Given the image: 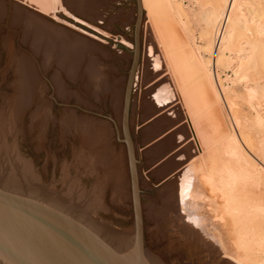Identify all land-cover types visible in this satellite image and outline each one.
Listing matches in <instances>:
<instances>
[{
	"label": "bare ground",
	"instance_id": "obj_1",
	"mask_svg": "<svg viewBox=\"0 0 264 264\" xmlns=\"http://www.w3.org/2000/svg\"><path fill=\"white\" fill-rule=\"evenodd\" d=\"M174 1L140 0L142 10L145 11V17L149 22L146 25L150 24L149 26H151V32L149 31L151 35H148L149 40H147L146 70L149 75V73L153 74L157 67L161 68L162 66L164 68L162 70L169 73L170 82H172L169 88L163 87V89L149 92L147 99L156 102L153 104L155 107L157 106L156 109L163 108L168 102L178 101L176 103L179 110L174 111L175 114L174 112L171 113L170 110L169 113L171 114H168L166 119L172 116L174 119H167V121L172 120L173 122L176 118L175 115H179L176 120L179 119L180 122L182 120L184 122L174 140L178 147L185 146L182 147L184 149L181 156L185 160L196 155L199 158L196 156L194 161L191 158L193 162L191 161V164L187 165L186 170L178 180L168 184L169 186L162 196V206L149 205L147 206L148 211L143 213V204L140 203L142 227L144 218L151 221L154 224V228L151 230L152 236L159 242L164 240L167 243L162 252L179 250L180 255L186 257L189 264H260V260H264V164L260 163L259 160L262 155L259 157L254 149L258 146L264 150V85L260 93L261 85L259 87L256 83L258 81L255 79H257L256 76L264 77V0H199L201 9L199 15L205 25V35L211 31L212 34L214 33L215 39L219 37V39L217 38L219 40L217 49H220L221 53L226 50L237 49L238 53L229 58L230 63H233L232 71L234 70V74H239L240 81L250 79L256 83V86H253L254 84H251L252 86L243 85L248 93L249 108L255 114L254 119H250L246 115L240 117L241 114L238 116L240 112L237 114V111L233 110L230 100L227 101L226 98L222 97L225 105L228 103L226 108L229 111H226L230 113L229 115L226 114L230 118L228 129L222 119L215 118L216 116L212 113L213 111L216 113L214 108L217 105L213 103L216 99H212V89L210 88L212 95L207 92L209 91L206 88L208 82L202 81L203 83L207 82L205 88L201 81L203 86L199 83L200 87H196L199 85L196 83L198 78L192 74L193 77H190L188 73V63L184 51L189 46L186 48V43L185 46L178 45L184 39L183 34L181 36L177 33L178 31L175 30L177 27L173 26V24L176 25L173 23L175 22V14L178 15L176 16L179 17L180 21L187 15L182 4ZM10 2L8 0L7 3L12 4ZM63 3L69 10L71 9L96 21L102 19L103 9L109 6L108 0H63ZM15 9V14L21 17V21L18 20V22L24 24V42L30 44L38 56L43 55L44 74L49 69L53 70L56 65L69 79L74 82L81 81L87 92L96 101L104 103L107 98H110L115 119L120 122L125 84L123 85L120 78L118 80L117 77L112 76L113 69L110 66L105 65L100 57H95L97 53L102 56H110L106 51L107 49H103V46L97 42L98 40H91L68 29L47 24L44 16L39 13H30L19 6ZM2 14L3 6L0 5V16ZM176 20L178 21V18ZM75 21L83 24L79 20ZM174 32L176 35L179 34L177 36L182 41H179L176 36L178 39L176 40L179 42L174 40L172 35ZM211 38L213 39V37ZM121 43L125 44L124 41ZM155 45L160 54H157L158 50L155 49ZM5 46L8 51L12 49L10 48L9 37L5 41ZM184 48L185 50L182 51L181 49ZM178 50H181L183 54H180ZM218 58L219 56H216V59ZM12 63H14L13 69L17 74V80L15 82L14 79L15 84L10 85V88L14 90H12L13 95L6 94L1 97L0 132L10 131L14 137L18 132L22 134L21 117L25 112L35 107L30 115L28 132L31 134L37 132V135L36 133L33 134L36 135L34 141H36L37 150L42 148L49 129L58 126L59 138L63 144H67L66 141L68 142L69 139L77 144L76 149L74 147L75 150L72 149V160L79 167L80 170H78L83 179L97 180L105 191V197L109 195L107 197H110V201L114 205L120 206L126 198L131 201L128 162L127 177L121 156L125 152L122 151L123 154H120L112 146L110 124L97 121L98 118L96 117L94 120L87 116H78L75 111H70L69 107V110L63 111V115L61 113L60 118L52 116L50 102L43 96L45 84L43 85L39 78V66L31 63V59L28 57L22 56L20 58L19 55ZM197 75L200 80L202 75L200 76L199 71ZM195 80L196 82H194ZM193 82L196 84L195 86ZM51 83L53 85L52 90L57 91L64 104H68L70 98L74 97L78 104L82 103L85 107H90V103L85 102L79 96L80 94L69 92L68 86L62 81L59 70L54 71ZM260 96L262 99L258 102L257 98ZM199 99L202 102L203 100L207 101V104L201 105ZM233 99H237V97L235 96ZM238 101L240 102L239 98ZM212 103L216 106H210ZM207 110L211 112L209 113ZM205 111L209 114L207 115ZM212 128H214V132L213 130L210 132ZM16 131L17 133L14 134ZM220 139H225V143ZM217 141L223 142L224 146L226 145V148L222 149L225 150L226 158L220 163L213 160L208 161L215 151L210 150L212 154L207 151L208 154L206 155L204 152L205 155H203V151L207 147L210 148L209 146L217 144ZM162 143L165 144L166 142ZM220 144L222 145V143ZM64 148L66 149L65 146ZM205 157L208 159L205 160ZM177 160L179 161V158ZM69 164L64 163L62 170ZM259 164L261 165L260 168ZM75 167L73 168L76 170ZM103 211H106L105 203ZM159 259L163 262L162 258Z\"/></svg>",
	"mask_w": 264,
	"mask_h": 264
},
{
	"label": "rangeland",
	"instance_id": "obj_2",
	"mask_svg": "<svg viewBox=\"0 0 264 264\" xmlns=\"http://www.w3.org/2000/svg\"><path fill=\"white\" fill-rule=\"evenodd\" d=\"M7 1L8 0H2V1L0 0V5L3 6V14L0 16V104L2 103V99H1L2 95H6V94L9 96L13 95L14 90L10 88V85L15 84L17 80V77H16L17 74L14 72L15 71L13 69L14 63L12 62H14L15 58L18 55L20 58L22 56L28 57V59H31V63L37 65V67L39 66L40 72L38 75H39V78L41 79L42 84L43 85L45 84L43 96L46 100H48V102H50L49 104H50V110H51L52 116L56 118H60L64 113L63 111L69 110L68 109L69 107L70 111L72 110L75 111L78 116L79 115L81 117L87 116L92 119L96 117L98 118L97 121L105 122L108 125L110 124L109 126L112 132L111 133L112 146L116 149V151L118 150L117 152H120V154H123L125 152V154L121 156L124 162L123 167L125 168L126 176L128 177L127 161H126L127 155H126V151H124L126 149V146L123 142L124 139H123V134L121 133V126H119L121 124H119L120 122L117 121V119H115L116 117L111 108L110 98H107L104 101V103L96 101L93 98V96L87 92L85 86L83 85L81 81L74 82L73 80L69 79L66 76V74H64V72L56 65L54 66L53 70L49 69L44 74V71H43L44 69L42 67L43 55L41 54L40 56H38L35 53L36 51L31 47V45L30 44L28 45L27 43L24 42V38H23L25 37L24 28H23L24 24L22 25L21 23H19L21 21L20 20L21 17H18L15 14V11H16L15 8L19 6L23 8L24 10L29 11L30 13L31 12L39 13L40 15L44 16L45 22L47 24L68 29L70 31L77 33L78 35L90 38L91 40H95V41L98 40L97 42H99L100 45L103 46V49L105 50L107 49L106 51L107 53L110 54V56H102L101 54L97 53L95 57L96 56L100 57L101 61L105 65L110 66L113 69L112 76L117 77L118 80L120 78V80L122 81L124 85L126 84L129 71H130V67H131V63H132V59H133L134 26H135V21L137 17L136 0H108L109 6L103 9L102 19L100 21H96L90 18L88 19L71 9L69 10V8L66 7V5H64L63 0H10L12 2L11 5L13 7L12 6L10 7V4H8ZM174 2L181 3L187 15L186 18H182L183 20L185 19L184 21L183 20L180 21L179 17H177L178 15L175 14V17H174L175 22H173V23H176V25L173 24V26L178 28V29L175 28V30L178 31L177 33H179L180 35L183 34V36L182 35L181 36L184 38L182 39L184 42L181 40V38L179 39L178 37L179 34H177L178 35L177 36L176 33L174 32L172 33V35L176 42L178 39L179 41L180 40L182 41V43H179L178 45L182 44L183 46H185V43H186L187 44L186 48L189 46L187 49L188 52H186L187 50L184 51L185 48L181 50L184 51V56L188 63L187 70H188L190 77L195 76L196 78H198L197 82L196 80L194 81L197 84L199 83L201 84L202 81H207L208 85L206 86V88H208L209 90L207 92H210L208 94H211V89H212V93H213L212 99L213 100L216 99L215 101L217 102L216 103L215 101H213V103L216 104L217 107L219 108L217 110L216 109L217 107H215L216 105L214 106L213 103L210 104V106L215 107L214 110H216L215 111L216 113H214V111L212 112L216 116L215 118H218V119L221 118L226 128L227 129L229 128L230 118H228V115L230 113L227 112L229 110L228 108H226L227 107L226 105L228 103H226L225 105L224 101L222 100V97H224L226 98L227 101L230 100L233 106L235 105L234 107L232 106V108L233 110L237 111V114L240 112L238 116L241 114L240 117L242 115L245 117L246 115L247 117L249 116L250 119H254L253 116H255V114L249 108V105L247 103L248 93L244 89L245 86L243 85L254 84L253 86H256V83H257L259 87L261 85V87L259 88V92L261 93L263 85H264V77L256 76L257 79H255V81L256 80L258 81L256 83H254V81L250 79L245 80V81L243 80L240 81L239 74L238 73L234 74V70L232 71L233 63L232 62L230 63V60H229V58H231L236 53H238L237 49L230 50V51L226 50V51H223L224 53L223 52L221 53L220 49H217V46H218L217 42L219 41L218 40L219 37H217L218 39L217 38L215 39L213 36L214 33L212 34L211 31L210 33H208V35H205V32H204L205 25L202 21V17L199 15L201 12L199 0H175ZM60 4L62 7L60 6ZM176 17L178 18V21L176 20L177 19ZM75 20H79L80 22H83V24L78 23ZM147 21L148 19L145 17V11L142 10V19H141V24H140V55H139V62H138L136 72H135L133 89H132V94H131V103H130V109H129V115H128L129 134L133 142L134 151H135L136 168H137L138 183H139V199H140V203L143 204L142 205V209L144 208L143 213L144 212L146 213L148 211L147 206L149 205L155 204L157 207L163 205L162 196L166 192L168 186L170 185L169 183L171 182L173 183L177 181L180 175L186 170L187 165L191 164V161H192L191 158H193V161H194L197 156L196 155V156L189 157L190 158L189 160L188 159L185 160L181 156L182 154L181 152L184 149L182 147H185V146L178 147V145L176 144L174 140L176 138V135L179 132L180 126H182L184 122L183 120L181 122L179 121V119L176 120L177 117H179V115L178 114L175 115L176 118H175V121L173 122L172 120L174 118L171 115H170L172 118L171 121H167V119H171V118L166 119L168 114H171L176 110H179V106L177 104L178 101L168 102L163 108L156 109L157 106L155 107V105H153L156 102L154 100L150 99L151 100L150 101L149 99H147L148 93L152 92V90L154 91V90L161 89V88L163 89V87L169 88L171 86L170 84L172 83L170 82L171 78H170L169 73H167L165 70H162L163 68L162 66L161 68L157 67V69H155L156 71L153 72V74L149 73L148 75V71L146 70L147 68L146 52H147V43H148L147 40H149L148 35H151L150 34L151 26H149L150 24L146 25L147 23H149ZM179 30L181 31V33ZM93 36L95 37V39ZM204 36H205V39H204ZM209 36L213 37L214 40ZM8 37L10 38V48H12L11 49L12 51L11 50L8 51L5 46V41H7ZM206 40H208L209 43ZM120 41L121 42L124 41L125 44L121 43ZM155 47H156L155 49L158 50L156 45ZM181 50L180 51L178 50V51L180 52V54H183ZM217 50L219 53L217 52ZM158 53L160 54L159 50L157 51V54ZM13 56H14V59H13ZM216 56L217 57L219 56V58L216 59ZM196 68H199V69H196ZM55 70H59L61 72L62 81H64V83L68 86L69 92H71V94L72 93H77L78 95L80 94L79 96H81V98L85 102L90 103V107H85V105L84 104L82 105V103L78 104L74 97L70 98V101L68 102V104H64L61 101V98L59 97V94H57V91L52 90L53 85L51 81H52V76ZM196 70L199 71L200 76L202 75L200 77V80H199V77H197L198 71ZM165 74L167 77L165 76ZM191 74L193 76H191ZM14 79H15V82H14ZM207 82L205 83L202 82L204 84V88ZM200 84L196 85L194 83L193 85L194 86L196 85V87L197 86L200 87ZM203 84H201V86H203ZM241 86H242V89H241ZM218 87L220 88V90H218L219 89ZM235 96L237 97V99H233V97L235 98ZM122 98H123V94H122ZM238 98L241 103L238 101ZM261 99H262V96H260V98H257L258 102ZM201 102L202 101H200V104L203 106L207 104V101L203 100V102H205L204 104H202L203 102L202 103ZM132 103H133V106H131ZM238 103H239V106H238ZM150 106L154 110L151 109ZM173 107L174 109L175 108L177 109L174 110ZM207 107L205 108L207 109ZM209 109L211 108L209 107ZM34 110H35V107L32 108V110L25 112L23 116L21 117L22 120L20 121H22L21 127H23L22 129L23 135L19 132L17 133L16 131L14 133V134L17 133L15 137L13 134L12 136L17 141V143L20 145V147L23 149V151L28 156L32 164L35 166L37 171L40 173L43 181L47 183L49 181L56 179L61 173L62 165L64 163L66 164L70 163L69 166L67 167L69 169L71 168L70 170L73 172L76 178L82 177L81 179H83V176L80 174L79 167L76 165L75 161L72 160L73 158L72 149H74L77 146V144L76 142L71 141L70 139L68 140V142L66 141L67 144H63L59 138L60 131H59L58 126L51 127L49 129V131L46 133L45 140L43 141L42 148H39L38 149L39 151L37 150V146H35L36 141H34V139L36 138L35 136L37 135V132L36 131L32 132V134L28 132L29 124H30V115H31V112H33ZM160 110L162 111V113ZM207 111L205 112L208 115L212 111V109L210 112L208 111L209 113ZM247 113L248 114L251 113V114L248 115ZM217 114H218V117H217ZM214 115L212 118L213 120H214ZM213 120L211 121L213 122ZM166 122L167 123L169 122V124H167ZM212 130L214 132V128H212L210 132H212ZM34 133H36V135H33ZM220 140L224 141L225 143V139H220ZM69 141L74 145L72 146L71 143L70 145ZM162 142L164 143L166 142V143L163 144ZM217 142H216L217 144L209 146L210 148L212 147V149L207 147V149L203 151V155L205 154L207 155L210 150L213 152L215 151L213 154L210 151V153L213 156L211 155L208 161L213 160L214 162L220 163L222 162V160H224V158H226V153L224 154L225 150L224 151L222 150L226 148V145L224 146L223 142H219V141ZM220 143H222V145ZM64 146L66 147L67 150L64 148ZM258 148H259L258 146L255 147L254 151L259 157L261 155L263 156V157L261 156L259 160H260V163L264 164L263 162L264 150L260 148L258 149ZM161 155L162 156L164 155V156L162 157ZM175 157L176 158L178 157L179 161L177 160L178 158L176 159ZM197 157L199 158V156ZM180 158H182L185 161H183ZM207 159L208 157L207 158L205 157V160ZM258 166L260 168L261 165L259 164ZM73 167H75L76 170ZM75 171H77V173H75ZM85 180H88V179H85ZM107 196L109 195H106V197L104 198L106 211H103L102 216L113 222L119 223L121 225L130 226L131 224H133L134 223L133 209H132V203L130 199H127V198L124 199V202L120 206H117V205L112 204L110 201V197H107ZM143 227L145 230L146 244H147L148 250L151 253L158 256L159 258H162L164 264H189L186 257H184L183 255H180L179 250H174L172 252L167 251V253L162 252L163 250H165L167 243L164 240L159 242L155 239L154 236H152L151 230L154 228V224L151 221L144 218ZM260 264H264V260H260Z\"/></svg>",
	"mask_w": 264,
	"mask_h": 264
},
{
	"label": "water",
	"instance_id": "obj_3",
	"mask_svg": "<svg viewBox=\"0 0 264 264\" xmlns=\"http://www.w3.org/2000/svg\"><path fill=\"white\" fill-rule=\"evenodd\" d=\"M136 3L133 59L120 120L134 223L121 225L102 216L105 191L97 180L76 178L65 167L44 182L10 131L0 132V264H164L147 248L128 127L140 55L142 7L140 0Z\"/></svg>",
	"mask_w": 264,
	"mask_h": 264
}]
</instances>
